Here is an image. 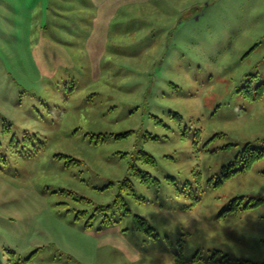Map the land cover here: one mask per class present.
Returning a JSON list of instances; mask_svg holds the SVG:
<instances>
[{"label": "rangeland", "instance_id": "rangeland-1", "mask_svg": "<svg viewBox=\"0 0 264 264\" xmlns=\"http://www.w3.org/2000/svg\"><path fill=\"white\" fill-rule=\"evenodd\" d=\"M248 145L264 0H0V264L264 263Z\"/></svg>", "mask_w": 264, "mask_h": 264}, {"label": "trees", "instance_id": "trees-1", "mask_svg": "<svg viewBox=\"0 0 264 264\" xmlns=\"http://www.w3.org/2000/svg\"><path fill=\"white\" fill-rule=\"evenodd\" d=\"M130 133H124V134H119L117 135V138H124V137H127L129 136ZM247 149H251L253 151L252 155L250 156V159L249 161L247 162V164H245L244 168L242 170H249L252 166V164L258 160V159H261L264 157V147L263 148H257V149H252L249 147H247ZM73 162H76V163H79V161L75 160V159H72ZM148 161L152 162V163H155V159L152 157V156H149L148 157ZM240 170H237L235 171L234 173L236 172H239ZM128 180H125V182H127ZM242 198H239L238 200H242ZM264 202V199H257V202L253 205L251 204H247L245 205L244 209H248V208H252V207H256L258 205H260L261 203ZM117 203H119V200H117ZM111 209V206H107V210H110ZM241 209V206L239 204V201L235 200V204L227 211H236V210H239ZM105 222H108V223H111V220L109 219H106ZM243 263H246V264H264V263H254L252 261H244Z\"/></svg>", "mask_w": 264, "mask_h": 264}]
</instances>
